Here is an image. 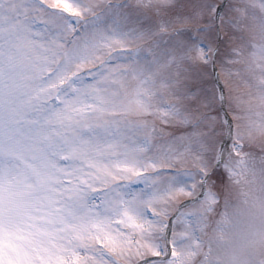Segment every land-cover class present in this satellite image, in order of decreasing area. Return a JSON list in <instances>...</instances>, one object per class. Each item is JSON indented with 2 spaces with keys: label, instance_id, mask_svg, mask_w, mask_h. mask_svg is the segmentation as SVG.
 Masks as SVG:
<instances>
[{
  "label": "snow or ice",
  "instance_id": "6c2138e0",
  "mask_svg": "<svg viewBox=\"0 0 264 264\" xmlns=\"http://www.w3.org/2000/svg\"><path fill=\"white\" fill-rule=\"evenodd\" d=\"M0 264H264V0H0Z\"/></svg>",
  "mask_w": 264,
  "mask_h": 264
}]
</instances>
